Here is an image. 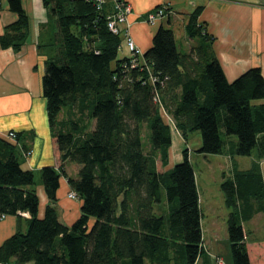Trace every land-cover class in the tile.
<instances>
[{"label": "trees", "instance_id": "obj_1", "mask_svg": "<svg viewBox=\"0 0 264 264\" xmlns=\"http://www.w3.org/2000/svg\"><path fill=\"white\" fill-rule=\"evenodd\" d=\"M44 3L58 33L42 81L57 163L39 169L48 196L40 216L36 171L22 166L24 152L31 151L27 133H0V217L21 220L23 212L30 214L27 229L18 227L0 245V264H170L171 259L195 264L204 253L195 169L188 147L181 161L165 168L172 137L161 112L171 114L186 142L200 130L197 150L205 155L264 157L261 68L227 78L214 37L198 20L200 5L186 24L196 39L189 51L180 50L173 28L161 24L144 53L146 63H140L137 54L118 58L122 36L109 28L105 2ZM9 6L18 18L4 27L0 45L19 50L29 15L22 0H9ZM233 134L236 140L229 138ZM67 160L77 163V176L67 173ZM61 176L82 199L81 215L70 225L60 220L55 205ZM221 188L230 208L233 264H264V240L246 241L242 223L252 205L248 200L264 198L259 164L224 173ZM157 203H166V213L156 212Z\"/></svg>", "mask_w": 264, "mask_h": 264}, {"label": "crops", "instance_id": "obj_2", "mask_svg": "<svg viewBox=\"0 0 264 264\" xmlns=\"http://www.w3.org/2000/svg\"><path fill=\"white\" fill-rule=\"evenodd\" d=\"M123 1L129 5L130 10L126 15V20L119 23L121 30L116 32L122 36L118 58L129 57L133 54L126 39L130 32L139 49L138 61L146 63L144 53L153 44V36L158 27L163 24L173 28L174 22L179 25L180 29L182 28L181 36L185 38L191 48L196 44V39L189 36L186 24L189 13L200 5L202 8L198 20L205 22L208 32L213 35V50L220 60L227 78L232 81L254 66H259L264 76V0ZM22 4L29 15L28 36L25 42L19 50H15L11 46L2 47L0 45V133L5 136H8L11 130L27 133L24 142L27 141L31 145V151L27 154L24 152L22 166L34 169L37 174L42 166L57 163L56 158L58 157L42 83L45 61L49 54L55 53V45L51 43L58 41V33L55 19L50 14L44 0H22ZM105 6L109 13L113 11L112 0H105ZM155 7L165 8L166 14L159 15L155 21H149L148 13L156 9ZM17 18L18 14L10 8L9 0H0V35L4 31V27ZM190 48L185 51H189ZM161 113L164 121L169 125H174L178 130L171 114L165 110ZM165 116L168 119H165ZM89 122L93 128L95 119L92 118ZM229 138L236 140L234 137ZM190 151L189 148V155ZM215 154H219L218 156L221 158L224 154L227 155L229 171L224 172L227 175H230L235 168L247 169L256 161L264 182V157L257 158L254 153L234 156L226 153ZM70 161H66L65 168L71 175L74 170L78 171V165L73 166ZM173 165L169 157L165 168ZM70 191L73 190L67 177L61 176L55 205L60 220L69 225L81 215L82 205V199L79 196H70ZM37 192L40 199L39 215L43 216L48 196L40 178L37 180ZM208 194L201 195L199 190L202 213V241L200 245L204 249V253L198 256L195 264H233L227 225L230 208L226 205L223 195V203L227 208L222 209L221 215L216 216L215 205ZM248 203L252 205L242 218L245 238L248 242H259L264 240V198H250ZM206 206H208L207 210ZM154 207L157 213H166L168 210L166 203H157ZM22 214L24 218L21 220L14 214L0 217V245L18 227L27 229L26 219L30 214L27 211ZM94 221L95 218L91 217L89 225ZM10 264H33V262ZM170 264H185V260L171 259Z\"/></svg>", "mask_w": 264, "mask_h": 264}, {"label": "rangeland", "instance_id": "obj_3", "mask_svg": "<svg viewBox=\"0 0 264 264\" xmlns=\"http://www.w3.org/2000/svg\"><path fill=\"white\" fill-rule=\"evenodd\" d=\"M175 23L176 22H174L173 24V29L176 34L178 48L182 51H185L187 50V48H190V44L186 42L184 37L181 36L180 30H182V28L180 29L179 25ZM165 119H168V117L165 116ZM170 130L172 137V143L170 147V162L175 164L181 161L183 159V149L186 147H189L191 149L189 156L195 169L200 194L207 195V193H209V198L212 199L216 208V210L214 211L216 213V216L221 215V213L223 212L222 209L227 208L223 203L224 193L221 188L222 174L229 171L227 155L224 154V156H222L221 158V156H218L219 154L208 153L207 155H205L204 153L199 152L197 148H199L202 143V134L200 130L192 131L187 142L181 136L180 132L174 127V125H170ZM233 137L235 138V135ZM148 142V137L146 136L145 131H143L144 147H147ZM70 162L73 163L71 164L73 166L77 165V163L74 161ZM71 175L77 176V169L76 171L74 170ZM39 178L40 174L37 173L36 179L38 180ZM207 209L208 206H206V210Z\"/></svg>", "mask_w": 264, "mask_h": 264}, {"label": "built area", "instance_id": "obj_4", "mask_svg": "<svg viewBox=\"0 0 264 264\" xmlns=\"http://www.w3.org/2000/svg\"><path fill=\"white\" fill-rule=\"evenodd\" d=\"M104 2L105 0H97V6L100 7ZM112 2H113V11L108 13L107 15V23L112 31L119 32L121 30L119 23L126 20V15L130 10V7L123 0H112ZM165 11H166L165 8L157 7L156 9L148 13V20L155 21L156 19H158L159 15L160 16L165 15L166 14ZM126 39L130 50L133 52V54H137L139 52V49L137 48L136 43L130 32L128 33ZM135 62L136 61L132 59V64H135ZM9 135L13 136L14 131H10ZM69 195L72 197H76L75 191H70Z\"/></svg>", "mask_w": 264, "mask_h": 264}]
</instances>
